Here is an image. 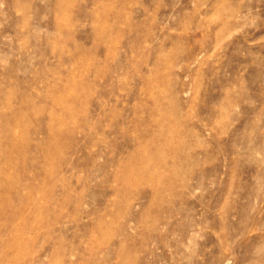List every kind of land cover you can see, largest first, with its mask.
<instances>
[{"label": "rangeland", "instance_id": "1", "mask_svg": "<svg viewBox=\"0 0 264 264\" xmlns=\"http://www.w3.org/2000/svg\"><path fill=\"white\" fill-rule=\"evenodd\" d=\"M0 182V264H264V0H0Z\"/></svg>", "mask_w": 264, "mask_h": 264}, {"label": "bare ground", "instance_id": "2", "mask_svg": "<svg viewBox=\"0 0 264 264\" xmlns=\"http://www.w3.org/2000/svg\"><path fill=\"white\" fill-rule=\"evenodd\" d=\"M28 72V71H27ZM8 107V106H7ZM20 125V124H19ZM22 125V124H21ZM15 139V138H14ZM17 145V144H16ZM21 146V145H20ZM20 146H19V150H20ZM17 147H18V145H17ZM22 150V149H21ZM24 151V150H23ZM20 152V151H19ZM21 153V152H20ZM46 156V155H45ZM48 156V155H47ZM9 158V157H8ZM48 161V160H47ZM28 162V161H27ZM22 163V162H21ZM140 169V168H139ZM6 173V172H5ZM47 173V172H46ZM24 178V177H23ZM48 178V177H47ZM1 181H3L2 179H1ZM3 183V182H2ZM1 182H0V193H2L3 192V190L5 189V185H3ZM6 183V182H5ZM29 188L31 187V185L30 186H28ZM7 189V188H6ZM9 190H10V186H9ZM16 190H19V189H16ZM33 190V189H32ZM5 191V190H4ZM7 191V190H6ZM30 192V191H29ZM32 193V192H31ZM35 193V192H34ZM1 195L2 194H0V197H1ZM33 195V194H32ZM31 197V196H30ZM32 198V197H31ZM30 198V199H31ZM3 211V210H2ZM22 211V210H21ZM23 212V211H22ZM0 214H2V213H0ZM3 215V214H2Z\"/></svg>", "mask_w": 264, "mask_h": 264}]
</instances>
